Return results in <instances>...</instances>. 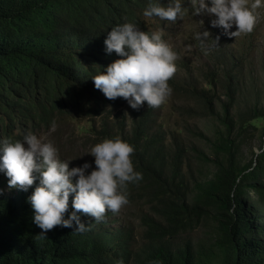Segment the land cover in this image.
Returning <instances> with one entry per match:
<instances>
[{"label": "trees", "instance_id": "trees-1", "mask_svg": "<svg viewBox=\"0 0 264 264\" xmlns=\"http://www.w3.org/2000/svg\"><path fill=\"white\" fill-rule=\"evenodd\" d=\"M169 2L159 0L165 7ZM189 2L182 0V7ZM148 3L0 0V139L22 140L28 123L34 129L68 112L102 115L124 102L107 99L91 78L120 58L104 51L107 31L133 22L149 33L148 22L160 20L143 16ZM16 124L19 135L12 132ZM222 125L212 142L215 158L199 156L216 172L192 185L184 180V156L166 166L162 140L148 135L142 124L123 140L134 147V168L143 176L129 184L128 195L146 194L159 216L146 221L147 233L159 243L144 254L136 256L124 234L103 230L87 216L81 217L87 232L57 226L38 238L41 229L26 202L34 182L27 192L0 196V264H264V151L242 166L231 106L224 107ZM202 224L211 229L207 246L166 242Z\"/></svg>", "mask_w": 264, "mask_h": 264}, {"label": "rangeland", "instance_id": "rangeland-1", "mask_svg": "<svg viewBox=\"0 0 264 264\" xmlns=\"http://www.w3.org/2000/svg\"><path fill=\"white\" fill-rule=\"evenodd\" d=\"M253 2L248 0L249 6ZM186 6L183 17H178L176 22H148L149 33L161 32L162 39L177 54L176 72L168 81L172 93L161 106L151 108L145 103L134 110L124 101L102 115L68 112L55 115L49 124L41 123L34 129L28 123L22 130L52 142L60 159H73L71 168L94 161V157L85 153L96 143L105 138L128 141L142 124L148 135L162 140L166 166L176 155L184 156V180L192 185L195 180L211 179L216 172L214 164L199 156L215 158L212 142L224 129V107L231 106L234 136L242 145L238 161L242 166L248 164L264 145V0L254 10L253 31L237 37L225 35L220 27H212L214 16H194L191 2ZM205 30L210 33L208 43H217L208 50L202 49L194 38ZM235 30L234 26L230 31ZM258 113L262 117L253 118ZM12 132L19 135V124L13 126ZM19 191L9 189L7 178L0 173V196H16ZM145 195H128L129 203L118 213L106 212L104 219L97 222L103 230L124 234L136 256L159 243L147 233V219L159 220V216ZM209 231L202 224L193 233L168 238L166 242L179 245L191 241L207 246Z\"/></svg>", "mask_w": 264, "mask_h": 264}, {"label": "clouds", "instance_id": "clouds-1", "mask_svg": "<svg viewBox=\"0 0 264 264\" xmlns=\"http://www.w3.org/2000/svg\"><path fill=\"white\" fill-rule=\"evenodd\" d=\"M190 2L194 16H214L211 26L222 28L230 37L253 31L254 10L261 5V0H254L250 6L248 0ZM184 11L182 0H170L166 7L159 0H149L143 16L176 22ZM234 26L236 30L230 31ZM209 37L205 30L194 38L202 49L208 50L217 44L210 45ZM103 43L106 54L114 52L120 58L91 78L94 87L109 100L123 98L134 110L145 103L151 108L161 106L172 93L168 81L176 72L177 59L176 52L162 39V33H148L133 22H125L107 31ZM256 151L259 155L264 149ZM133 153L134 147L129 143L105 138L85 153L94 157V161L70 168L73 159H60L52 142L28 132L22 140L0 139V173L7 178L9 189L27 192L36 182L26 202L33 212L32 222L41 229L38 238H45L57 226L84 233L89 226L82 216L100 222L106 212L116 214L129 203V184H138L143 179L142 173L134 168ZM70 195L71 212L68 211Z\"/></svg>", "mask_w": 264, "mask_h": 264}]
</instances>
